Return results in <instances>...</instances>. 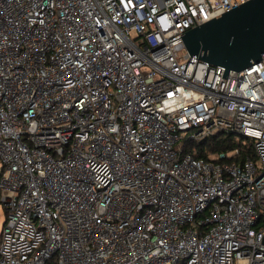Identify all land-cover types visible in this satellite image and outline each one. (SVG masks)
I'll return each mask as SVG.
<instances>
[{"label":"built area","instance_id":"built-area-1","mask_svg":"<svg viewBox=\"0 0 264 264\" xmlns=\"http://www.w3.org/2000/svg\"><path fill=\"white\" fill-rule=\"evenodd\" d=\"M245 1L0 0V264H264V58L181 36Z\"/></svg>","mask_w":264,"mask_h":264},{"label":"water","instance_id":"water-1","mask_svg":"<svg viewBox=\"0 0 264 264\" xmlns=\"http://www.w3.org/2000/svg\"><path fill=\"white\" fill-rule=\"evenodd\" d=\"M191 54L216 66L241 71L264 58V0H247L182 35Z\"/></svg>","mask_w":264,"mask_h":264},{"label":"trees","instance_id":"trees-1","mask_svg":"<svg viewBox=\"0 0 264 264\" xmlns=\"http://www.w3.org/2000/svg\"><path fill=\"white\" fill-rule=\"evenodd\" d=\"M247 138L234 133L226 131H218L202 141H185V152H190L196 156L208 157L211 153L217 151H228L240 148L242 151L237 155V160H244V158L253 152L252 141ZM247 141L245 143L244 141ZM1 201V193H0Z\"/></svg>","mask_w":264,"mask_h":264},{"label":"rangeland","instance_id":"rangeland-1","mask_svg":"<svg viewBox=\"0 0 264 264\" xmlns=\"http://www.w3.org/2000/svg\"><path fill=\"white\" fill-rule=\"evenodd\" d=\"M183 52H184V50H182V53ZM1 165H2V162L0 160V170H1ZM5 220H6L5 207H4L3 203H2V201H0V234L2 232V229H3V226H4Z\"/></svg>","mask_w":264,"mask_h":264}]
</instances>
